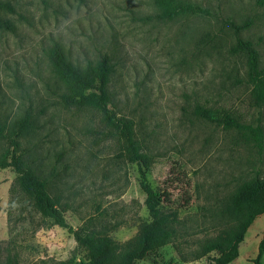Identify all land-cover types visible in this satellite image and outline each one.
<instances>
[{
  "label": "rangeland",
  "instance_id": "374dc122",
  "mask_svg": "<svg viewBox=\"0 0 264 264\" xmlns=\"http://www.w3.org/2000/svg\"><path fill=\"white\" fill-rule=\"evenodd\" d=\"M11 29L0 28V121L32 115L20 153L47 181L66 223L48 217L11 169H0V264H88L76 240L102 235L110 248L128 246L150 220L147 194L123 132L105 112L78 110L49 59L61 44L85 69L107 55L113 66L110 108L135 124L149 180L170 193L162 207L174 238L135 264H214L218 252L192 255L208 237L226 234L239 189L264 178L263 146L250 131L225 129L199 115V106L227 114L264 134V104L256 106L244 53L232 52V23L253 41L264 67V0H181L209 15L157 20L155 0H1ZM9 148L0 140V156ZM264 214L254 218L239 256L254 264ZM264 259V258H263Z\"/></svg>",
  "mask_w": 264,
  "mask_h": 264
},
{
  "label": "trees",
  "instance_id": "16d2710c",
  "mask_svg": "<svg viewBox=\"0 0 264 264\" xmlns=\"http://www.w3.org/2000/svg\"><path fill=\"white\" fill-rule=\"evenodd\" d=\"M161 7V12L154 18L157 20L172 21L183 14L209 15V11L198 4L187 3L181 0H155ZM7 8L13 11L10 3L0 0V10ZM236 36V43L232 47L234 53H244L247 57L246 67L248 81L252 85L254 103L258 107L264 104V67H261V57L253 41L240 36L241 31L249 26L231 24ZM0 28L10 30L12 27L7 20L0 19ZM49 59L58 76L64 81L70 93L65 102L78 110L94 108L107 115L110 124L119 127L123 132L131 161L136 164L140 177L141 187L147 194L146 206L150 213V220L143 222L135 237L128 246L120 250L110 248L109 239L102 235H81L75 233L76 240L86 252L88 264H135L143 260L148 253L162 247L174 238V231L168 227V219L162 214V207L170 202V193L159 192L154 189L149 180L150 157L140 152L135 138V124L132 120L120 117L110 108L111 97L108 92L113 66L109 56L105 55L96 64H90L85 69L76 66L67 56L64 47L55 43L49 50ZM197 115L225 129L250 131L255 137L260 149L263 146L264 134L260 126L240 122L227 114L220 116L211 108L199 106ZM31 113L27 112L21 118L10 124L0 121V140L8 143L9 148L0 156V169L11 168L18 176L24 189L37 199L40 211L48 216H59L62 223H66L60 209V202L51 197L47 181L29 165L20 153V139L33 127ZM235 215L224 235L208 237L202 240L193 250L192 255L202 258L213 252L223 255L215 258L214 264H230L239 256L240 244L255 217L264 214V178H257L250 184L243 185L234 197ZM264 233L259 243V252L254 264H264Z\"/></svg>",
  "mask_w": 264,
  "mask_h": 264
}]
</instances>
